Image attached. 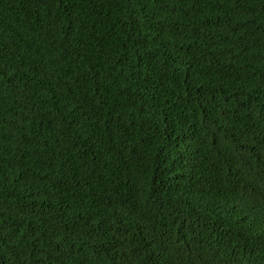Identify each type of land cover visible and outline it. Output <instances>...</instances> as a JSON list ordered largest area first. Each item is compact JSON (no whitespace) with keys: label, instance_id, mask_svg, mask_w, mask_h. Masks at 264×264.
Returning a JSON list of instances; mask_svg holds the SVG:
<instances>
[{"label":"trees","instance_id":"16d2710c","mask_svg":"<svg viewBox=\"0 0 264 264\" xmlns=\"http://www.w3.org/2000/svg\"><path fill=\"white\" fill-rule=\"evenodd\" d=\"M0 264H264V0H0Z\"/></svg>","mask_w":264,"mask_h":264}]
</instances>
